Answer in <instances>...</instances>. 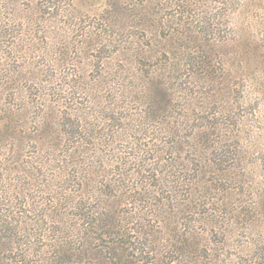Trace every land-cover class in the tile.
Segmentation results:
<instances>
[{
	"label": "rangeland",
	"instance_id": "1",
	"mask_svg": "<svg viewBox=\"0 0 264 264\" xmlns=\"http://www.w3.org/2000/svg\"><path fill=\"white\" fill-rule=\"evenodd\" d=\"M183 1L0 0V129L10 126L8 133L16 135L17 116L9 109L22 107L24 125L16 127L31 137L17 143H27L31 154L28 143L45 125L39 120L45 116L53 124L58 106L51 102L74 105L89 122H104L111 106L145 108L138 91L145 89L141 77L147 73L161 75L176 101L189 100L188 110L182 106L177 116L202 127L221 116L222 59V87H234L230 100L240 122L235 131L241 135V163L231 180L205 197L199 191L206 189L191 181L178 188H197L190 206L201 214L190 225L203 244L220 247L219 259L203 264H264V0ZM170 33L179 37L171 45L165 41ZM163 49L177 50V58L164 56ZM13 137L0 141L3 157L12 160ZM8 173L18 179L17 170ZM217 206L221 227L208 217Z\"/></svg>",
	"mask_w": 264,
	"mask_h": 264
},
{
	"label": "trees",
	"instance_id": "2",
	"mask_svg": "<svg viewBox=\"0 0 264 264\" xmlns=\"http://www.w3.org/2000/svg\"><path fill=\"white\" fill-rule=\"evenodd\" d=\"M170 39L179 37L168 34L165 41L171 45ZM163 50L164 56L177 58V50ZM155 75L141 77L145 89L138 92L147 101L145 108L111 106L113 113L104 122L99 117L89 122L74 105L51 102L58 106L54 125L42 116V132L28 143L31 154L22 141L31 136L16 127L24 125L22 107H10L18 120L17 136L5 126L0 141L14 136L16 157H3L0 149V264H203L219 259L220 247L203 244L200 231L190 225L201 214L190 206L197 188L181 192L178 187L191 181L206 189L199 191L205 197L238 169L243 147L230 100L234 87H222L226 68L221 59V116L196 127L190 117L176 113L189 100L176 101L167 82ZM105 124L113 131L106 132ZM13 170L18 179H10ZM208 217L221 227L220 206Z\"/></svg>",
	"mask_w": 264,
	"mask_h": 264
}]
</instances>
